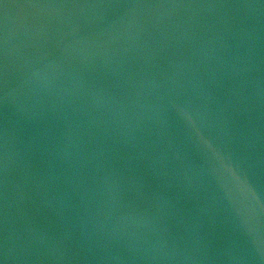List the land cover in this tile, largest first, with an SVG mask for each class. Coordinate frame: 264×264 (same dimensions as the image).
I'll list each match as a JSON object with an SVG mask.
<instances>
[{
    "label": "water",
    "instance_id": "1",
    "mask_svg": "<svg viewBox=\"0 0 264 264\" xmlns=\"http://www.w3.org/2000/svg\"><path fill=\"white\" fill-rule=\"evenodd\" d=\"M0 203L79 264H264V0H0Z\"/></svg>",
    "mask_w": 264,
    "mask_h": 264
}]
</instances>
